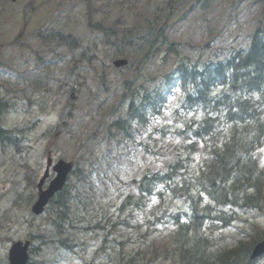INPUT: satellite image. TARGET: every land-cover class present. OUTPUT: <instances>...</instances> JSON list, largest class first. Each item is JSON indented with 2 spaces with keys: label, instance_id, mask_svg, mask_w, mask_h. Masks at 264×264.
I'll return each mask as SVG.
<instances>
[{
  "label": "rangeland",
  "instance_id": "obj_1",
  "mask_svg": "<svg viewBox=\"0 0 264 264\" xmlns=\"http://www.w3.org/2000/svg\"><path fill=\"white\" fill-rule=\"evenodd\" d=\"M204 1L0 0V99L13 102V112L3 114L2 124L26 137L20 152L13 148L0 152V264H7L12 241H23L35 234H43V238L32 239L35 247L32 264H38L43 257L54 256L52 244L41 242L46 237L57 236L47 213L35 216L30 211L31 206L14 201L15 187H20L26 169L34 167L40 171L45 164L46 131L49 129L52 134H58L62 128L53 153L75 167L79 166L85 173L82 181L77 175L70 178V195L74 196L72 211L70 215L68 213V220L61 224L65 231L61 236L68 234L82 245H77L74 251L58 252L60 255L55 264H125L120 250L127 256L137 249L139 231L134 227L141 224V231H145L146 220L152 219V214L159 212L163 203L152 196L148 200L150 203L140 205V208L122 207L129 193L136 195L126 185L131 179L139 180L147 171L165 169L166 163L180 154V140L154 132L149 141L145 133L149 134L151 130L142 134L134 132L131 139H126L113 127L108 130L107 124L119 117L123 119L134 90L142 94L140 85L150 91H161L158 79L165 70L162 65L173 61L175 56L167 62L145 63L140 59L143 53L139 52L136 60L131 54L132 60L128 48H119L122 31L135 30L146 20H151L156 28L167 22L171 27L167 29L171 39L185 44L187 51L183 50V54L191 62L197 58L202 61L215 56L222 58L232 48L245 47L264 0H207L206 6L202 7ZM192 5H195L193 10L188 11ZM183 15L185 20L181 19ZM35 31L45 36H50V31L59 32L67 39L60 41L57 36L43 39L33 34ZM19 35L18 43L13 44ZM188 45L193 50L188 49ZM124 58L129 67L115 69L112 66L114 60ZM100 76L105 78V84ZM32 77L42 80V85L35 88L40 83L34 84ZM63 85L73 91H65ZM128 93L129 97L125 98L123 95ZM141 94L135 102L140 101ZM177 94L167 102L166 107L171 110L162 109L151 116L152 129L179 126L180 120L194 114L179 110L174 115L172 107L178 100ZM150 95L153 96V92ZM69 96L72 97L73 113L56 130L62 110L69 104ZM138 142H148L150 146L157 142L158 154L153 151L145 154ZM125 158L129 160L125 161ZM259 159L264 168V149L260 150ZM102 171L107 173L106 178ZM32 172L27 174L33 176ZM77 187H80V200L85 209L80 205L77 208L80 213L74 215ZM164 197L171 207L186 205L183 198ZM237 216L242 224L236 222L230 228L239 225L250 231L253 224L260 228L259 235H264V209L261 212L239 211ZM122 223L130 224L131 228H122ZM94 225L105 228H93ZM227 231L217 230L212 237ZM155 232L150 242L160 255L161 247L168 241L166 234L172 232V228L160 225ZM106 241L108 247L103 255ZM119 241H124L122 246ZM139 248L146 249L143 245ZM105 255L110 257L109 261ZM256 264H264V257Z\"/></svg>",
  "mask_w": 264,
  "mask_h": 264
},
{
  "label": "trees",
  "instance_id": "obj_2",
  "mask_svg": "<svg viewBox=\"0 0 264 264\" xmlns=\"http://www.w3.org/2000/svg\"><path fill=\"white\" fill-rule=\"evenodd\" d=\"M206 2L202 7L206 6ZM194 6L188 11H192ZM181 19L184 20L185 15ZM166 28L171 29L167 22L156 28L151 20H146L135 30L128 28L122 31L119 48H128V54H132V57L142 52V62L145 63L156 60L167 62L172 60L171 54L176 55L178 62L162 65L165 70L158 79L162 85L160 88L167 94L174 89L179 90V110L194 114L180 120L184 125L162 128L159 132L162 136L179 138V150L184 151L187 157L174 155L162 171H148L139 181L130 180L128 186L136 195L129 193L121 206L133 205L137 209L140 205H147L149 197L157 194L158 200L163 203L159 216L162 224L174 227L168 245L163 246L162 257H174L177 264H209L203 257L206 243L201 237L200 226L213 215H210L212 209L209 205H202L203 201H212L216 209H224L214 215L224 224H227L230 212L237 209L261 211L264 208V171L260 169L257 159L258 151L264 147V3L260 8V17L252 26L247 45L232 48L222 58L215 56L204 61L197 58L192 62L187 55L182 54L180 58L178 49L180 53L184 49L180 44L167 42L169 32ZM132 33L134 35L130 38ZM33 34L40 35V31ZM140 87L143 94L140 98L144 99L140 103L135 102L141 94L135 89L127 109V118L122 121L124 126L121 121L113 123L125 137H129L125 128L129 127L131 121L147 122L144 110L155 111L165 107L162 94H156L155 90L156 95L151 96L148 87ZM16 134L0 129V148H18L22 139L16 138ZM187 139L190 143L185 145ZM152 151L158 154L157 145L152 146L148 154ZM193 155H198L201 160L199 171L192 168ZM70 190V186L64 189L60 198L49 207L52 213H57L55 222L58 225L68 220V213H71L73 196ZM177 193L184 194L186 200L194 205V215L187 221L182 219L181 222L179 215L166 214L170 206L166 204L164 196L175 197ZM66 237L67 243H72V239ZM65 247L71 248L68 245ZM235 253L221 255L212 264L246 262V252ZM141 260L135 257L129 264H141ZM145 264H149V261L146 260Z\"/></svg>",
  "mask_w": 264,
  "mask_h": 264
},
{
  "label": "water",
  "instance_id": "obj_3",
  "mask_svg": "<svg viewBox=\"0 0 264 264\" xmlns=\"http://www.w3.org/2000/svg\"><path fill=\"white\" fill-rule=\"evenodd\" d=\"M14 1V0H11ZM126 64L125 60H119L114 62L115 67H120ZM71 170V164L65 163L63 161H59L54 167V171L56 172V177L50 182L49 187L45 191H41L39 194V198L32 207V211L34 214H40L43 211L44 206L46 205L49 198L52 195L61 190L66 182L67 175ZM45 177H43L38 185V188L41 187ZM27 247L28 243H25L24 246L20 242L13 244L12 248L9 251V264H25L27 261ZM264 253V241L258 244L252 254V258H255Z\"/></svg>",
  "mask_w": 264,
  "mask_h": 264
}]
</instances>
